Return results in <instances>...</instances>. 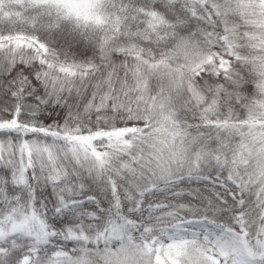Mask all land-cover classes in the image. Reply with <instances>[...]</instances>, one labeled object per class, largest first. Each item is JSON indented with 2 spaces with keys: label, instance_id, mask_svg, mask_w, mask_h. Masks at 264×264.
Listing matches in <instances>:
<instances>
[{
  "label": "trees",
  "instance_id": "1",
  "mask_svg": "<svg viewBox=\"0 0 264 264\" xmlns=\"http://www.w3.org/2000/svg\"><path fill=\"white\" fill-rule=\"evenodd\" d=\"M235 7L234 0H102L103 21L93 25L67 17L62 8L46 1L0 0V43L9 36L26 35L47 51L42 65L26 66L29 72L18 78L22 89L40 91V83L31 75L39 80L49 75L59 81L68 76L79 79L76 85L94 87L84 95L87 103L81 114L70 109L74 103L66 97L56 103L66 110L48 111L50 120L41 122L30 114L17 113V122L45 128L59 138L137 126L149 140L153 136L154 144L170 122L176 127L180 121L199 123L200 117L243 133L263 129L264 104L258 102L262 98L254 95L253 88L264 83V51L248 45L245 29L230 14L239 13ZM73 33L84 44L72 51L67 37ZM47 64L51 71L44 69ZM141 64L144 71L140 72ZM157 66L191 78L203 92V100L196 104L177 102L183 118L179 110L176 120L169 119L165 102L154 110L147 103L136 105V72L142 73L146 93L152 96L158 89L148 91L149 85L154 88L148 80L155 75L151 67ZM233 139L238 137H223L227 153L235 148ZM69 166L68 176L53 181L21 183L0 171V219L34 208L50 229L45 240L21 235L1 239L0 264H107L113 252H105L116 247L117 241L96 230L116 221L123 224V235L134 244L165 245L193 237L209 248L225 251L223 264H264L256 244L264 236L249 222L260 217L263 207L245 200L244 180L252 175L247 168L240 170L235 162L210 166L203 172L160 180L149 189L144 186L141 192L130 188L121 192L129 174L118 177L116 166L102 169L99 178L73 163ZM136 172L132 173L135 178L139 176ZM246 225L247 230L243 229ZM242 236L252 245L254 256L233 250ZM123 252L114 254L113 264H125Z\"/></svg>",
  "mask_w": 264,
  "mask_h": 264
},
{
  "label": "rangeland",
  "instance_id": "2",
  "mask_svg": "<svg viewBox=\"0 0 264 264\" xmlns=\"http://www.w3.org/2000/svg\"><path fill=\"white\" fill-rule=\"evenodd\" d=\"M42 1L62 8L64 14L67 17H73L74 20L91 21L93 25L100 24L99 22L103 21L99 9L102 0ZM234 1L237 3L234 11L239 13L230 14L236 17L235 20H238L235 23L239 28L241 30L245 29V34L248 36V45L255 48L260 47L264 51V0ZM243 15L244 17H242ZM67 38L72 51L74 47L76 48L74 50H78L79 46L84 44L79 39V34L69 35ZM1 41V172L4 171L7 174L9 172L14 176L13 179L22 183L27 180L28 182H35L40 179L46 181L62 179L69 175L70 166L66 167V165L68 166L71 163L81 167L93 177H98L102 173V169L103 172L109 171L111 166L113 168L116 166L114 170L117 174L115 175L120 178L127 174L131 176H126L127 179L129 178L125 185L127 187L121 188L120 191L123 192L130 188L139 192L144 186L149 189L155 182L166 178L178 177L183 173L203 172L210 169V166L214 167L235 162L240 170L247 168L248 173L252 174L251 177L247 176L244 180L246 182V185L245 183L243 185L245 200L248 198V201L257 202L262 205L263 209L257 220L252 219L249 222L254 226V230L260 231L264 236V128H251L243 133L239 129H232L231 127L221 128L222 122L203 120L200 117L198 118L199 123L193 119L191 121L192 125H189L191 123L186 121L184 123L180 121V126L176 123V127H173L172 122H170L171 125L164 130V133L157 135L158 137L154 139L155 144L153 136H151L152 140H149L146 133H142L137 126L100 130L94 135L84 134L77 137L65 135L63 137L67 139L59 138L60 136L57 137L58 134L47 131L45 128L17 122V113L25 117L30 114V116L41 119L40 121L43 122L47 118L48 111L63 113L66 106L62 108L56 103L68 97L74 103L73 105L67 103L72 107L70 109L75 112L79 110L81 114L87 103L84 101V95L87 90L92 91L94 89L93 85L89 82L88 84L91 85L88 87L86 85L81 87L76 85L79 79L71 80L68 76L62 77V80L59 81L54 80L49 75L43 80L31 75L33 80L35 79L40 83V91H32L27 87L22 89L19 82H17L18 78L23 73L29 72L26 66L38 67L42 60H45V56H47L46 48L39 45V49L35 46V44L38 45L37 41L26 35L9 36ZM209 60H212V58ZM151 68L155 75L160 76L153 75L148 80V84H154V88L151 89L149 85L147 90L152 93V90L157 92L158 89L156 93L158 95L153 94L150 96L146 93L143 75L140 73L144 71L141 64L140 72H136L137 78L135 77L134 82L136 92H138L137 106H144L147 103L150 109L154 110V108L162 107L165 102L167 109H164V113L170 117L167 116V118L176 120L174 115H178L180 110L176 107L177 102H184L188 106L203 100V92L191 78L187 76L183 78L182 75L179 76V72L176 73V70H169L167 67L166 69L165 66ZM44 69L48 71L51 68L47 64ZM129 72L135 73L132 70ZM145 81L147 82V79ZM236 84L239 85L238 81H236ZM30 90L33 95H30ZM253 93L257 98H262V101L258 100V102L264 104V83L263 86L256 85L253 88ZM75 96L79 103L76 102ZM115 104L117 105V103ZM183 110L185 111L184 108ZM188 110L191 112L192 109ZM179 114L182 117L181 110ZM194 126L198 127V130ZM204 129L207 131H202ZM33 131L36 134L33 135ZM219 131L222 132L221 135ZM153 132L151 134H155ZM227 136L238 137L237 140H231L233 142L231 145H234L235 148L231 152L228 151V153L226 141L223 140V137L227 138ZM94 138H96L95 142L93 141ZM219 142H222V144H218ZM216 144L218 145L212 146ZM150 146L154 149H151ZM145 147L149 149L146 150ZM215 148H217V152L213 151L216 150ZM134 171H137L134 174L139 173L137 178L132 175ZM108 173L113 174L112 172ZM121 181L123 182V180ZM116 189V186L111 184V191L116 193ZM25 210L20 211L18 215L5 214L0 219V240L14 235L33 237L37 240H45L48 237L50 229L45 219L34 208ZM243 227L247 230V225ZM122 229L123 224L116 221L113 223L108 222L102 225V228L96 230L97 234L107 233L109 235L107 238H115L117 241L118 248L117 246L110 247V252H105L106 254L113 252V254L108 255V258L112 259L107 264H113V259H116L113 256L119 250L124 251L125 264H223L221 257L224 255L227 257L225 251L209 248L193 237L178 239L165 245L134 244L123 235ZM92 234H96V232H92ZM256 244L260 249L259 256L264 257V237L257 239ZM233 250L250 256H254L256 253L250 242L243 236L239 239L237 245L233 247Z\"/></svg>",
  "mask_w": 264,
  "mask_h": 264
}]
</instances>
